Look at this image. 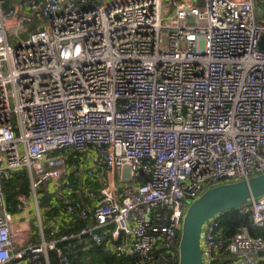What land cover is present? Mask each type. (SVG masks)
<instances>
[{
	"label": "built area",
	"instance_id": "built-area-1",
	"mask_svg": "<svg viewBox=\"0 0 264 264\" xmlns=\"http://www.w3.org/2000/svg\"><path fill=\"white\" fill-rule=\"evenodd\" d=\"M255 4L22 0L4 11L0 0V264H50L49 252L66 264L60 247L70 242L131 264H177L189 204L264 173V20ZM79 169L90 206L72 199ZM18 171L33 195L51 182L63 189L64 213L84 225L44 231L35 198L17 196L12 210L1 179ZM29 210L38 244L15 228L13 212ZM240 212L264 228V196ZM220 220L203 224L202 263L223 250L234 264H264V238L241 226L224 239ZM105 227L108 237L95 233Z\"/></svg>",
	"mask_w": 264,
	"mask_h": 264
},
{
	"label": "water",
	"instance_id": "water-1",
	"mask_svg": "<svg viewBox=\"0 0 264 264\" xmlns=\"http://www.w3.org/2000/svg\"><path fill=\"white\" fill-rule=\"evenodd\" d=\"M79 175V184H81L83 173L80 169ZM263 196L264 173L237 182L219 184L205 190L189 204L184 213L177 264H203L200 247L203 224ZM61 245L62 243H59L57 247ZM259 255L264 257V253H259Z\"/></svg>",
	"mask_w": 264,
	"mask_h": 264
},
{
	"label": "trees",
	"instance_id": "trees-1",
	"mask_svg": "<svg viewBox=\"0 0 264 264\" xmlns=\"http://www.w3.org/2000/svg\"><path fill=\"white\" fill-rule=\"evenodd\" d=\"M2 2L4 4V7H7L8 0H2ZM1 182L5 201L8 205H10L13 210L16 204V197L20 195L25 196L29 193V184L27 176L24 171H18L13 173L7 180L2 178ZM98 187L99 186L97 182H94L91 185V188L93 190H97ZM39 202V205L42 208H47L48 213L51 215H55L57 212L62 210L59 202L57 204L52 205L51 199L47 196L42 197ZM240 208L241 207L227 211L220 216L221 233L223 235V238L225 239L231 237L236 231V229L241 226L248 227L251 235L261 236L264 238V228L253 227L251 217L247 214L241 213ZM67 218H69L71 221L81 223L79 226L73 227L72 231H77L80 229L82 224L84 225V222L74 216L68 215ZM60 250L62 254H64L66 257V264H98L99 262H95L92 258H94L95 256H99L104 252L110 253L112 258H107L103 264H131L128 259L116 258L112 250L106 248L105 246L92 245L89 248H85L82 244H79L78 242H70L68 244L62 245L60 247ZM222 253L223 250L221 251L220 256H216V258L214 257L212 264L230 263V261L228 260L229 254ZM48 257L50 264H60L59 259L57 258V254L55 252H49ZM124 261H126L127 263H124Z\"/></svg>",
	"mask_w": 264,
	"mask_h": 264
},
{
	"label": "crops",
	"instance_id": "crops-1",
	"mask_svg": "<svg viewBox=\"0 0 264 264\" xmlns=\"http://www.w3.org/2000/svg\"><path fill=\"white\" fill-rule=\"evenodd\" d=\"M20 1H22V0H8L7 7H4V4H3L2 8L4 11H7L14 4H16ZM28 13L29 12H26L25 14H28ZM35 27H36V25L32 24V29H34ZM79 176H78V180H77L78 183L76 185H73V187L75 186L74 189H76V193L72 197V199L82 201L85 205L90 206L91 204L84 197H82V194H80L78 192L79 185L81 186L82 184H85V181H83V180H82V183L79 184ZM88 185L91 186L92 183H88ZM38 190H40L38 193L40 199L44 196H47L51 199L52 205L57 204L59 202L61 209H62L59 212H57L55 215H51L48 213L47 208H44V207L42 208L41 206L40 207L38 206L43 229H46V231H49L50 229L72 231L73 227H77L81 224V223L71 221L69 218H67L66 214L64 213V199L65 198H64V196H62L64 193L63 189H62V194L59 195L56 192L55 183L51 182V183H47L43 186H40V188H38ZM20 196L24 199L26 204H28L29 202H32L31 199H29L28 197H25L24 195H20ZM13 213H14L15 218L17 220V222H15V228H19L21 230H24V232H27V230H28L29 234H30V232H32V225L33 224L37 228V221L34 218L35 216H34V212L32 210H29L28 213H22V214H20L17 211H15ZM82 225H81V227H82ZM109 231H110V227H107V228L105 227V228L100 229L98 231V233H100L101 235H103L105 237H108ZM26 236H27V234H26ZM34 237H36V236H34ZM221 251L218 250L216 252L215 258H216V256L217 257L220 256ZM225 253L227 254V252L223 251L222 254H225ZM249 257L251 259H258L259 256L249 255ZM244 258L245 257H242L241 259H244ZM237 259L238 258H236V257H232V256L228 255V260L230 261V263H228V264H234Z\"/></svg>",
	"mask_w": 264,
	"mask_h": 264
},
{
	"label": "rangeland",
	"instance_id": "rangeland-1",
	"mask_svg": "<svg viewBox=\"0 0 264 264\" xmlns=\"http://www.w3.org/2000/svg\"><path fill=\"white\" fill-rule=\"evenodd\" d=\"M88 1L89 2H97V1H101V0H88ZM255 15H256V18H257L258 21L264 20V0H256V4H255ZM115 179H116V177H115ZM37 190H36L35 194L33 195V191H32V189L29 186V193H28V195H25V197H28L31 200H33V198H35L36 203L38 201V204L37 205L40 207V205H39L40 198H39V195H38V193H39L40 190H38V191ZM44 230L46 231V229H44ZM32 232H33L34 236H36V237L33 238L32 242L34 244L40 243L41 242V238H40V235H39V227H38V225H37V228L35 227L34 224L32 225ZM176 256L178 257L177 251H176ZM107 258H112V256H111L110 253L104 252L103 254H101L99 256H95L92 259L95 262H97V263L99 262V263L103 264L106 261ZM124 263H127V262L124 261Z\"/></svg>",
	"mask_w": 264,
	"mask_h": 264
}]
</instances>
